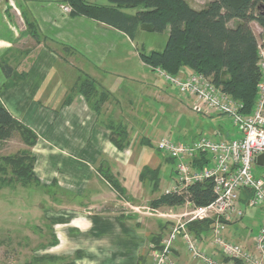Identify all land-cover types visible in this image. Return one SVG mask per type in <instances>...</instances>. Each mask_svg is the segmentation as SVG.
Listing matches in <instances>:
<instances>
[{
    "label": "crops",
    "instance_id": "0c3cea01",
    "mask_svg": "<svg viewBox=\"0 0 264 264\" xmlns=\"http://www.w3.org/2000/svg\"><path fill=\"white\" fill-rule=\"evenodd\" d=\"M46 5L44 0H31L28 18L38 23L42 42L57 41L68 52V58L60 57L58 61L53 51L40 45L37 53L24 55L15 65L12 42L0 36V59L14 69L8 88H4L8 79L0 70V102L37 137L31 149L33 173L44 189L41 196L45 206L38 210L48 232H44L42 254L35 259L43 264H152L151 246L160 245L177 221H183L192 210V204L155 205L173 182V168L169 171L142 145L157 150L156 144L166 136L161 121L166 115L187 116L191 108L185 102L190 105V101L177 99L171 87L165 82L163 86L161 79L140 61L138 53L136 73L121 71L129 70L120 69L128 66L124 60L109 59L118 39L131 41L122 32L70 15L62 18L64 22L56 30L47 24L50 8ZM65 68L76 73L74 78L58 77L53 72ZM82 75L107 95L98 112L92 109L95 97L86 101L83 95L72 93ZM199 116L209 123L201 122L196 133L190 129L177 132L176 141L189 144L202 135L214 141L239 138L232 124L233 129L227 126L226 117ZM109 117H118L116 125L127 131L123 149L109 141L110 130L102 120ZM145 118L151 122L147 127L142 124ZM155 118H159L157 125ZM162 161L173 163L164 155ZM257 167L264 168V164ZM144 169L155 175L140 179ZM106 175L122 192L109 183ZM240 207L246 209L243 201ZM258 213L256 224L249 221L239 228L230 227L224 238L251 247L261 223V209ZM200 238L211 252V230L200 232ZM173 255L175 264H198L190 259L180 239Z\"/></svg>",
    "mask_w": 264,
    "mask_h": 264
},
{
    "label": "trees",
    "instance_id": "16d2710c",
    "mask_svg": "<svg viewBox=\"0 0 264 264\" xmlns=\"http://www.w3.org/2000/svg\"><path fill=\"white\" fill-rule=\"evenodd\" d=\"M107 1L110 5L99 6L84 0H65L71 8V17H84L104 24L122 32L131 41L138 31L158 34L168 31L161 52H138L144 65L152 71L160 68L171 76H177L183 69L200 73L239 102L242 114L251 113L261 79L257 63L258 48H264V0H211L200 10L190 8L186 0ZM125 10L136 12L127 14ZM230 22H235V25L230 27ZM251 23L261 30V45L250 27ZM0 70L8 79V84L4 85V88H8L12 85L9 79L14 76V69L0 59ZM79 80L82 81L76 84L79 88L76 92L89 101L91 94L97 91L95 84L87 76ZM103 98H107V95ZM102 103L103 100L95 102L92 109L98 112ZM108 129L109 141L117 149H123L127 145L126 129L112 123ZM15 135L26 149L15 156L2 158L4 167L0 171L10 167L15 181L26 186L31 182L40 185L33 173L35 159L31 153L37 137L15 120L0 102V148ZM209 163L207 156L203 155L195 166H208ZM150 174L154 173L144 169L140 179ZM106 179L118 192H122L111 176L106 175ZM214 199L212 183L206 180L189 186L180 195L164 194L155 201V205L176 207L189 202L198 208L209 205ZM211 227L212 221L203 220L191 222L186 228L200 238V232H209ZM152 243H155L154 239Z\"/></svg>",
    "mask_w": 264,
    "mask_h": 264
},
{
    "label": "built area",
    "instance_id": "2783aa9c",
    "mask_svg": "<svg viewBox=\"0 0 264 264\" xmlns=\"http://www.w3.org/2000/svg\"><path fill=\"white\" fill-rule=\"evenodd\" d=\"M70 11L69 9H67ZM257 66L261 79L257 98L250 114L241 113V104L214 86L200 73L183 69L171 76L160 68L153 72L191 103L198 115L219 114L226 117L239 138L214 141L200 137L184 144L163 137L157 151L175 163V177L166 194L180 195L195 183L210 181L215 199L204 207H194L169 230L158 247L152 245V264H175L174 245L180 239L192 261L198 264H264V174H256V158L264 155V48H258ZM206 155L208 166L197 167L195 162ZM241 201L247 209L262 211L261 223L251 247L230 242L224 232L239 223L243 216ZM188 205H191L188 202ZM212 221L208 252L199 237L187 230L194 221Z\"/></svg>",
    "mask_w": 264,
    "mask_h": 264
},
{
    "label": "rangeland",
    "instance_id": "374dc122",
    "mask_svg": "<svg viewBox=\"0 0 264 264\" xmlns=\"http://www.w3.org/2000/svg\"><path fill=\"white\" fill-rule=\"evenodd\" d=\"M30 1L31 0H0V36L6 38L7 40L5 41H9L10 43L12 42V47L15 48V50L13 51L15 62L13 63L12 60V63L16 65L20 61H18V59H22L24 55H34L35 53H37V46L40 45L47 46L50 51H53L56 58H58V61H60V57L68 58V52H65V49L62 47V45L58 44L57 41L56 43L47 42V44H45V42H42V38L39 37V35L42 34H40L38 23L36 24V22L28 18L27 8ZM35 1L37 2V0ZM84 1L99 6L110 5L107 0ZM209 1L211 0H186V3L190 8L194 10H200ZM44 3H47L46 6L48 9L50 8L48 13L46 12V14L48 15L47 24L58 30V27L56 26H60L64 22L62 18H65V16L70 15L71 13L70 6L65 2V0H44ZM67 9H69L70 11H68ZM124 12L128 14H134L136 10H125ZM234 25L235 22L229 23L230 27ZM250 27L254 35L256 36L258 43L261 45L263 39L261 36L260 28L255 23H251ZM167 38L168 31L160 34L138 31L135 39L132 42L128 39L127 41L125 39L119 41L118 39L115 43L116 46L113 49V52L110 54L109 59L111 60L114 58H120L124 60V63H126V65L128 66H120V69H127L129 67V70H121L123 72H139L140 61L136 56L137 53L139 51L145 54L152 51L161 52L164 49ZM53 72L58 77L62 78L71 79L74 78V75H76V73H71V70L69 68H65L59 71L55 70ZM78 78L82 79L84 78V76L82 75ZM159 78L161 79L162 85L164 86L165 81L161 77ZM79 81L81 82L82 80ZM172 88L173 87L170 88V91L177 99L183 98L173 88L176 92L175 93ZM77 90H79L78 85L73 88L72 93H76ZM68 95H70V92L68 93ZM91 95L92 98L95 97L96 101L98 102L103 100L102 105L107 100V98H103V96L105 97V94L101 93L98 90L94 91V93H92ZM185 104L186 106H190L191 108V103L190 105H188L187 102H185ZM191 112L189 111L187 116H181L178 114H173V116L166 115L164 120H162L160 124L161 130L166 133V137H168L175 143H179L178 141H176L177 132H182L184 130L190 129L192 132L196 133L201 127V122L202 125L207 122L209 123L208 119H203L192 110ZM102 120H105L107 126L110 123L115 125L118 124V117L115 119L114 117H109L107 119L102 118ZM158 120L159 118H155L153 122H155L157 125ZM227 121V126L232 128L230 121ZM142 124L147 127L149 124H151V122L150 120L145 118L144 120H142ZM144 134V131H142L141 138H143ZM203 136L204 135H202V137ZM142 147L146 150H149L156 157H158L163 163V166L168 167L169 171L173 168L171 178L175 177L174 162L171 164L162 161L163 155H160V153H158L157 150L154 149V147L147 148L143 145ZM24 149H26V147L23 145L17 135H15L7 143L3 144V148H0V169H3L4 167L2 158L6 156H15ZM255 173H264V168L256 167ZM43 193L44 189L41 185H36L31 182L26 186L22 185V183H20L19 181H15L10 167H5L4 170L0 171V264H43V262L37 261L35 259L42 254L41 244L44 237V232L45 234H47L48 232L47 229H44V223L42 222V213L38 210L45 206V203H43L41 196V194ZM242 209L244 216L239 223L232 226L233 228L242 227L249 221L253 222V224H256L259 221V208ZM235 243L242 245L240 242Z\"/></svg>",
    "mask_w": 264,
    "mask_h": 264
},
{
    "label": "water",
    "instance_id": "95a60500",
    "mask_svg": "<svg viewBox=\"0 0 264 264\" xmlns=\"http://www.w3.org/2000/svg\"><path fill=\"white\" fill-rule=\"evenodd\" d=\"M256 163H257V165H263L264 164V155H259L256 158Z\"/></svg>",
    "mask_w": 264,
    "mask_h": 264
}]
</instances>
